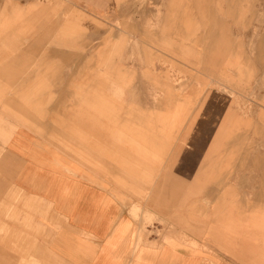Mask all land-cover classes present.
<instances>
[{"label": "rangeland", "instance_id": "1", "mask_svg": "<svg viewBox=\"0 0 264 264\" xmlns=\"http://www.w3.org/2000/svg\"><path fill=\"white\" fill-rule=\"evenodd\" d=\"M104 102L106 122L171 121L148 125L169 131L153 184L170 213L178 185L224 184L240 147L264 177V0H0V144Z\"/></svg>", "mask_w": 264, "mask_h": 264}, {"label": "crops", "instance_id": "2", "mask_svg": "<svg viewBox=\"0 0 264 264\" xmlns=\"http://www.w3.org/2000/svg\"><path fill=\"white\" fill-rule=\"evenodd\" d=\"M99 107L3 134L0 264H264V177L245 148L224 184L178 185L170 213L168 180L153 184L169 131L148 125L171 121L106 122Z\"/></svg>", "mask_w": 264, "mask_h": 264}, {"label": "bare ground", "instance_id": "3", "mask_svg": "<svg viewBox=\"0 0 264 264\" xmlns=\"http://www.w3.org/2000/svg\"><path fill=\"white\" fill-rule=\"evenodd\" d=\"M156 27V26H155ZM102 78H104V77H102ZM100 79V78H99ZM100 82V81H99ZM105 82H107L106 80H105ZM106 84V83H105Z\"/></svg>", "mask_w": 264, "mask_h": 264}]
</instances>
